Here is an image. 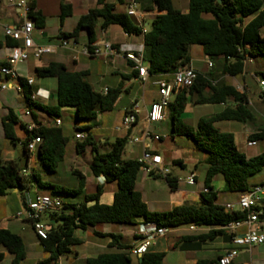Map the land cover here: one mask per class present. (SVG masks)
Returning a JSON list of instances; mask_svg holds the SVG:
<instances>
[{
  "label": "trees",
  "instance_id": "16d2710c",
  "mask_svg": "<svg viewBox=\"0 0 264 264\" xmlns=\"http://www.w3.org/2000/svg\"><path fill=\"white\" fill-rule=\"evenodd\" d=\"M144 12L158 10L164 12L154 17L151 28L144 33L135 19L126 13H117L113 4L105 0L98 1V8L82 16L76 29L69 34H62L68 39H79L82 31L87 33V45L92 48L97 41V26L101 28L120 26L129 36L144 37L143 60L148 65L150 77L172 76L179 68L191 65L190 49L201 46L205 56L215 66L214 74L208 76L197 74L194 85L189 91L177 94L170 104V121L172 137H186L192 140L196 148L207 154L206 163L209 166L205 186L209 190L203 198L205 204L183 205L168 212L157 213L148 210L141 194L136 190V183L141 172V165L137 160H124L127 138L117 139L110 151L101 153L94 142L91 130L86 139L76 145V151L81 154L90 146L93 157L90 170L94 177L104 178L105 184H118V191L114 195L111 205L102 204L100 198L104 186H98L92 195H87L78 204H64L61 211L51 214L48 222V238L41 240L46 253L50 256L36 264H57L58 259L71 252V248L80 244L75 236L77 230L88 231L103 224H135L142 218L146 223L155 224L159 229L174 230L190 226L208 228L204 236L191 239L214 241L226 234V227L234 222H241L247 218V212L225 213L222 206L215 204L217 192L212 184L216 176H222L224 191L243 193L252 186L251 179L264 169V152L249 158L241 153L235 142V136L229 132H220L214 125L219 122H237L253 124L255 116L249 106L248 96L239 92L235 86L225 81L214 79L220 76L239 77L245 73L247 60L264 58V0H188V13L177 10L172 0H137ZM31 7L30 19L36 28L43 29L46 17L37 9V0H29ZM72 15L70 6H62L60 19L64 22ZM15 47L16 43L10 39L0 40V50L4 46ZM6 66V63L0 65ZM138 73V71H137ZM220 74V76L217 75ZM38 78L56 79L57 106L42 108L51 116L59 117L61 108H74L77 119L94 121L98 115L113 111L122 93V84L109 89L106 94L96 92L87 81L86 72L70 73L60 63H51L49 67L36 69ZM264 79V72L260 73ZM25 98L31 107V90L21 80ZM191 96H196V105H227L220 113L210 118H202L196 127L185 125L182 116L187 108ZM18 117L12 109L2 120L5 139L16 144L15 125ZM36 136L41 137V144L37 151V159L41 167L50 173H56L59 165L64 161L68 138L61 129L37 130ZM251 139L264 142V129L253 134ZM25 155L27 140L23 142ZM0 146V197L10 191L24 190L30 181L37 183L40 189H52L55 194H68L75 197L80 195L85 187V177L79 172H73L79 179L76 190L43 183L40 175L33 174L23 177V165L17 161H3ZM177 164V162H175ZM177 179H167L172 189L177 187ZM90 203H92L90 205ZM264 218V216H263ZM96 235H100L95 232ZM112 238L111 247H117L124 252L104 253L96 258L86 260L85 264H133L129 248L118 242L119 237ZM0 246L13 255L11 264H22L27 257L26 246L21 236L9 230L0 229ZM130 250V249H129ZM165 253H146L140 264H164ZM0 254V262L3 260ZM197 264H219L218 260H200Z\"/></svg>",
  "mask_w": 264,
  "mask_h": 264
},
{
  "label": "crops",
  "instance_id": "0c3cea01",
  "mask_svg": "<svg viewBox=\"0 0 264 264\" xmlns=\"http://www.w3.org/2000/svg\"><path fill=\"white\" fill-rule=\"evenodd\" d=\"M14 1L15 0H0V40L3 42H5V40L7 39L4 34V28L6 26H19L23 21L19 12L13 6ZM98 1L99 0H37V9L41 11L42 14L46 17V25L45 28L43 29L36 28L35 31L33 32V38L35 43L39 46L57 45L62 34L72 33L76 29L78 20L82 16H85L91 10L98 8ZM105 1L106 3L113 4L115 6L117 13H126V8L132 0H105ZM172 1L177 10L181 11L184 14L188 13V0H172ZM62 6H70L72 9V15L69 18H67L64 22H61L60 19ZM160 14H164V12H160L156 9L153 10L152 12H144L143 20L146 31H148L151 28L150 23L152 25L154 17ZM135 21L137 23L136 19ZM96 32H97V41L95 42L94 47L101 51V54L99 56L88 57L82 53L83 49L88 45H87V36L85 37L86 41L82 43L83 36L81 32L79 35V39L77 41H75V39L72 38L70 39L71 42H76L77 46L75 49L60 47L56 50L55 53L45 55L40 60L30 58L28 62L22 65L21 64L18 65L16 67L18 80L9 81L8 89L6 90L1 89V84L3 81H5V78L0 74V140H4L8 142L5 139L3 125H2V120L7 116L8 110L12 109L16 114V116L18 117V123L15 125V134L18 139L16 144L5 142L4 146H1V142H0V146L2 150L1 158L3 161H17L24 166L23 170L29 171L30 173L29 176L33 174L40 175V178L42 180V176L39 172V168H41V166L37 159V152L34 156L28 153L27 155H25L26 157L25 160H22L21 157H18V153L16 151L17 145L18 144L23 145V142L26 140L27 137L26 125L32 120L42 123L46 129H61L65 137L68 138V145L70 144L71 136L74 137L76 140V143L73 147L76 155L74 156V159L79 160L80 154L76 151V145L78 144V142L82 143L83 141L77 140L76 135L78 133H83L87 137V132L86 131L84 132L83 130L80 129H75L76 130L75 135H68V130L66 129L63 120L64 117H66L69 114L71 115L73 112H75L76 114V110L74 108H61L59 110L60 116L55 117V116H51L47 111L41 109V107L55 108L57 106L56 79H50V78L41 79L38 78L36 74V69L49 67L51 63L63 64L66 67L67 71L70 73L86 72L88 74L87 81L91 84V86L96 92L101 94H105L104 92L106 89L107 90L114 89L120 86V84H122V93L113 109V110L120 109L122 111L123 113L121 119L122 123H123V119L125 118L127 110L132 108V106L135 103L139 104L140 113L137 116V125L135 126V128L132 131H126L122 128L120 129L121 131H119V133L123 135H119V137H116V140L119 138H127L128 140L124 154L127 152L128 149L127 147L131 145L129 144L130 137L133 134H136L144 130L147 124L146 112L150 108V106L159 99L157 82L163 79L170 80L172 79V76H158L152 78L149 77L148 81L144 83L139 77V73H137V70L135 69L134 62L130 60L131 55L136 56L143 54L144 37L129 36L123 31V29L120 26H116V25L110 26L106 29H102L101 23H99V25L97 26ZM106 43L111 44L113 48L111 53L106 52L104 47ZM11 54H12V48L5 45L0 50V65L6 63L9 57L11 56ZM190 57H191V52H190ZM144 65L146 68H148L147 64L144 63ZM190 66L197 72V74L201 73L202 75L206 76L207 75L206 73L210 72V71L203 72L199 70L195 66L192 57H191ZM247 66L248 64L246 65V68ZM210 70H212V68ZM31 77L34 78V84L32 86H28V88L31 90L32 94H36L38 96L37 100L33 103L36 104L35 107L29 106L21 85V80L23 81L24 84H27V80ZM218 81L220 80H214L213 83H218ZM261 93L262 92H260V99L262 97ZM176 96L174 97L173 101L175 100ZM196 99H197L196 96L190 97V101L194 105H196L195 104ZM231 104H232V100L228 99L227 105H231ZM227 105L225 104L216 105L219 106V108L217 110L215 109L211 113L210 117H213L216 114L220 113L224 108L227 107ZM251 105L252 102L249 99L250 108ZM200 106H209V105H200ZM29 107L32 110L33 117H28L25 115V112ZM187 108L184 114L186 113ZM184 114L182 117H184ZM100 116L101 114L98 115L97 119ZM57 118L61 120L60 126L55 125V120ZM182 120L185 125H188L190 127H195L194 124L189 125V123L186 122L184 118H182ZM166 121H170V111H169L168 119ZM154 125L151 126V132L154 135H158L152 131ZM240 125L242 126V124ZM243 125L245 126L247 124H243ZM244 126H242V129L240 131L238 130L239 133L237 134L232 132L229 133H232L235 136L236 146H237V138H240L241 141L246 145V148H253L247 146V140L253 134L251 136H248L244 132ZM87 128H91V127L88 126ZM260 129H264V127H258L257 133L260 132ZM94 131L95 129H92L91 133L94 142L98 146H103V145H109L110 147L112 146L113 143H111V141L107 137L104 138L98 137L94 134ZM159 136L161 137V141L152 142L151 147L155 151V153L159 154L163 158L164 164L170 169L171 174L167 179L187 178L191 174H196L197 178H196V184L193 186L187 185L185 183H178L177 187L175 189H172L168 184L167 179L163 178L162 176L148 174L141 170L142 173H145V175L141 178V181L145 184V189L143 190L138 189V181H139V176L141 174L140 172L136 183V190L141 194L142 200L147 205L148 210L151 212L163 213V212L171 211L172 209L176 207H181L183 205H197V206L204 205L205 202L203 198L206 196V194L204 193V189L206 188V186H205V181L203 184L201 183V176L198 171V165H195L194 169L187 176L182 175V173H175L166 163L162 155V153L164 152L162 146L163 137L162 135ZM184 138L186 137H172L170 134V141L173 144H176V142L178 143L179 140L184 141L183 140ZM257 141H258L257 146H259V144H262L264 146V142L259 140ZM135 145L138 146V149L139 146L141 147L140 153H138L137 155H136L137 146ZM135 145L134 148L132 149V153L134 154H131V156L128 159H124V160L138 161V159L141 157L142 144L139 143ZM263 152H264V148L256 156L262 154ZM66 154H67V148H66ZM244 154L247 157L252 158V156L247 155V153ZM92 157L93 155H91V160ZM206 159L207 156L206 157L203 156V158H201L199 162L206 163ZM91 160L89 163V167L91 164ZM175 162H177V165L180 167L181 172L186 169L187 165L183 157L174 159V163ZM73 172H79L85 177V187L83 191L80 193V197L77 200L75 199L71 200L69 202L70 204L81 203L84 201L85 196L92 195L95 193V192L88 193L89 180L92 181V186L96 188L95 190H97L98 186L101 185L104 186V192L102 193V196L100 198L102 204L110 205L111 203H113L114 195L118 191L117 183L106 185L104 178L102 177L96 178L94 176L88 180L87 175L81 172L78 166L74 167L72 173ZM148 177L149 179H154V180L158 179L164 181L166 183L167 188L158 189L157 187H151ZM213 181L211 185L215 190ZM43 183H47V182H43ZM252 184L253 185L264 184V181L253 182ZM52 186H58V185H52ZM76 186L77 187L73 190L78 189L79 179H78V184ZM41 190L42 189L38 187L36 182H34V186L29 185L26 189H24L21 195L18 194L19 191L15 190V194H17L20 199V207L17 208V210L11 215H8L4 217V219L0 220V229L9 230L12 233L21 236L22 239L24 240L27 257L25 261L22 262V264H24L29 259V257H31V260H33V262L36 264L42 260L47 259L50 256V254L47 253L48 254L47 258L40 259L38 255H35L36 248L29 254L26 241L23 235L19 232L24 231L27 228L31 229L34 237L30 241L34 244L32 247H36L38 244L42 246L41 240L36 236L30 223L18 221L14 219V216L19 211H21L23 206L28 201L34 200L37 195L50 196L47 192L42 193ZM48 190H52V189L48 188ZM235 194L237 195V198L235 199L231 198V195H235ZM105 196H107V198L105 199V201H103V198ZM50 197L59 198L57 196H50ZM71 198L73 197L71 196ZM238 198H239L238 193H230L225 191L223 193L217 192V200L215 201V204L223 206L224 204L227 203H235L237 202ZM0 199H4V201H8V202L10 201V203L12 201H16V199L12 197L10 193H8L4 197H0ZM3 204H4L3 200H0V210L3 207L2 206ZM91 204L92 203H90V205ZM48 215L49 218L46 221H44L45 223H48L50 220L51 214ZM148 225L149 223H146L142 218H139L137 219L136 223L132 225L103 224L98 226L97 228L88 231L77 230L75 236L81 241L80 244L73 246L71 248L70 253L61 256L58 259L57 264H85L86 260L90 258H96L104 253L124 252L123 250L118 249L117 247H111V243L113 240L109 236L111 235L118 236L119 237L118 242L123 246L131 249L141 241V237H142L141 231L143 228L147 227ZM15 226L17 227L15 228ZM208 231H209L208 228H201L198 231H190L189 227L169 230L165 236L159 237L155 240V242L150 247L149 252L165 253L166 257L164 259V264H197L198 261L200 260H208V261L218 260L219 263V260L222 258L225 252L229 250L237 249L238 256L234 260L233 264H264V245L253 247L251 249L236 248L231 242V236L228 231L226 232L225 235L218 237L214 241H209V240L204 241L203 239H196V240L191 239L194 237L204 236L208 233ZM245 231H246L245 228H241L238 230V233L241 234L244 233ZM95 232H97L100 235H96ZM129 249L125 252H129ZM254 250L257 251L256 254L254 253ZM44 253L46 252L44 251ZM0 254H3L4 256L0 264H3L4 262H8V264H11L14 258L13 255L10 254L2 246H0ZM68 255H71V258L67 257ZM132 261L133 264H140L141 258L133 257Z\"/></svg>",
  "mask_w": 264,
  "mask_h": 264
},
{
  "label": "built area",
  "instance_id": "2783aa9c",
  "mask_svg": "<svg viewBox=\"0 0 264 264\" xmlns=\"http://www.w3.org/2000/svg\"><path fill=\"white\" fill-rule=\"evenodd\" d=\"M14 8L19 12L22 23L19 26H6L4 28V34L6 38L14 41L16 46L12 48V54L6 62V66L0 68V74L5 78V81L1 84V89H8L9 81L18 80L16 67L20 64H24L29 61L30 58L40 60L43 56L55 53L58 48H72L75 49L76 42H71L70 39L63 36L60 37L57 45L51 46H39L35 43L33 38V32L36 29L34 22L30 19L31 7L29 0H15L13 3ZM264 11V5H263ZM126 14L137 20V24L146 33L144 26V12L142 11L137 0H132L127 8ZM105 50L108 53L112 52V46L110 43L105 44ZM82 53L88 57L99 56L101 51L94 46L90 48L85 47ZM130 60L135 64V69L139 73V77L145 83L150 77L148 69L144 65L143 54L131 55ZM253 63L252 60H247L246 64ZM208 68H213L214 64L210 60L207 63ZM197 78V72L191 66H184L179 68L170 80H160L157 82L159 99L154 102L146 112V126L144 130L133 134L130 137L131 144H142V154L138 159L141 165V170L158 176H162L167 179L171 171L164 164L163 158L155 153L151 147L152 142H160L161 137L154 135L151 132V126L157 123L164 122L169 116V106L172 103L174 97L182 91H189L195 83ZM34 84V78L27 80V85L32 86ZM216 83H213L215 85ZM261 88V100L264 102V79L259 80ZM241 92L239 89H237ZM108 90H105V94ZM243 93V92H241ZM245 94V93H244ZM38 96L36 94L31 95V102L34 103ZM140 113V107L138 103H135L132 108L127 110L125 118L123 119V129L126 131H132L137 125V116ZM25 115L33 117L32 110L29 107ZM55 125L60 126L61 120L57 118ZM44 127L42 123L35 120L30 121L26 125L27 133V151L30 155L34 156L38 150L42 140L41 137L36 136L37 130ZM76 139L84 141L86 139L85 134L78 133ZM150 141V142H149ZM258 145V141L248 138L247 146L255 147ZM21 175L27 177L30 175L28 170H22ZM196 174H191L187 178H178L177 183H185L193 186L196 184ZM207 188L204 189V193H208ZM64 203L60 198H53L46 195H37L34 200L28 201L21 211H19L14 219L18 221L28 222L31 224L36 236L40 240H47L48 238V223L42 220L43 215L59 212L63 209ZM223 209L225 213L233 212H247V218L241 222H234L229 224L225 229L230 233L231 242L236 248L251 249L264 245V184L254 185L248 191L240 193L237 202L224 204ZM202 227L190 226V231H198ZM245 228L244 233L239 234L238 230ZM169 230L163 228L159 229L155 224H149L141 231V241L129 250L132 257H143L149 252L150 247L159 237H163ZM238 256V250L233 249L225 252L222 258L219 260V264H233L234 260Z\"/></svg>",
  "mask_w": 264,
  "mask_h": 264
},
{
  "label": "rangeland",
  "instance_id": "374dc122",
  "mask_svg": "<svg viewBox=\"0 0 264 264\" xmlns=\"http://www.w3.org/2000/svg\"><path fill=\"white\" fill-rule=\"evenodd\" d=\"M151 26V23H150ZM82 43L86 41L87 33L86 31H82ZM191 57L194 61L195 66L203 71L208 72L206 73L208 76L210 73H215V66L210 70L208 68V61L209 59L205 56L203 49L201 46L195 45L191 47ZM22 65V64H21ZM264 72V58L260 57L255 59V63L248 64L245 74L239 77H228V76H220L219 73H217L218 76H220L218 79L214 80H222L227 83L232 84L237 89H239L241 92L247 94L249 96V99L252 102L251 108L253 109L255 113V122L254 124H247L244 126V132L251 136L252 134L257 133L258 127H264V102L260 99V92L261 88L259 85V80L261 79L260 73ZM219 106L216 105H209V106H200V105H194L190 100L188 101V108L186 113L184 114V118L186 122L189 123V125H197L200 119L202 118H209L211 116V113L216 109H218ZM69 114V113H68ZM122 116L123 113L120 109H116L110 112L101 113V116L94 120V121H87V120H81L77 119L75 112H73L71 115H67L64 117V125L66 129L68 130V135H75V129H80L85 132V129H88L87 127L90 126L92 129H95L94 134L98 137L104 138L107 137L111 143H114L116 141V137H119V135H123L119 133L121 131L120 129L123 128L122 123ZM242 126L235 122H219L214 125V127L220 131V132H232V133H239L242 129ZM172 130L171 121H165L161 123H157L153 126L152 131L155 134L162 135L163 137V149L164 152L162 153L166 163L169 165V167L175 172V173H182V175L187 176L195 167V165H198V171L201 176V183H204V179L207 175L208 171V165L205 162L200 163V159L207 156L206 153L199 151L196 148L195 143L192 140H187L184 138V141L179 140V142L176 144L171 143L170 141V134ZM1 146H4L5 142L4 140H0ZM8 143V142H6ZM76 143V140L74 137L71 136L70 144L67 146V154L65 161L60 164V166L57 169V173H50L45 168L41 167L39 168V172L42 176V181L47 182L52 185H58L60 187H65L69 189H75L78 184V177H76L72 170L74 167L78 166L80 168V171L83 172L85 175H87L88 180L93 177L89 163L91 160V155H93V152L90 148V146L87 147L86 151L84 153L80 154L79 160L74 159L75 151H74V145ZM131 144V142H129ZM137 146V145H135ZM237 147L240 152L247 153L249 156H256L259 152H261L264 148L262 144H259L257 147L253 148H246V145L241 141L240 138H237ZM127 152L124 154L123 159H128L132 153V149L134 148V145H130L127 147ZM111 147L109 145H103L99 146V150L101 153H106L110 151ZM141 147L137 146L136 155L140 153ZM16 151L18 153V157H21L22 160H25V153L23 145L18 144ZM134 152V151H133ZM186 161V169L181 172L180 167L174 163V159L176 158H182ZM145 175V173L140 174L139 181H138V189L143 190L145 189V184L141 181V178ZM150 186L151 187H157L158 189L167 188L166 183L162 180H154L149 179ZM264 181V169L261 173L254 176L251 179V182H261ZM29 185L34 186V181H30ZM213 185L215 187L216 192L223 193L224 192V180L221 176H217L214 181ZM149 187V186H148ZM96 188L92 186V181L89 180L88 183V193L96 192ZM23 190H20L18 192L19 195ZM42 193L47 192L50 196H57L61 198L65 204H68L71 200H77L80 195H77V197L71 198L68 194H55L52 192V190L48 189H42ZM12 197L16 199V201H4V204L2 205V209L0 210V220L4 219V217L11 215L14 213L17 208L20 207V199L17 194H15V191L9 192ZM109 196V195H107ZM105 196L103 198V201L107 198ZM231 198L235 199L237 198V195H231ZM13 203V204H12ZM112 204V203H111ZM110 204V205H111ZM49 218V215H43L42 220L46 221ZM17 226H15L16 228ZM20 228V227H19ZM18 228V229H19ZM15 230V229H13ZM17 231V230H15ZM26 241L29 254L35 249V255H38L40 259H44L48 257L47 253H44L43 248L41 245H37L36 247H32L34 244L31 241L33 239V233L31 229L27 228L24 231H20ZM256 250H254V253L256 254ZM67 257L71 258V255H68ZM66 262V260H65ZM3 264H8V262H4ZM24 264H35L33 260H31V257L24 263Z\"/></svg>",
  "mask_w": 264,
  "mask_h": 264
},
{
  "label": "water",
  "instance_id": "95a60500",
  "mask_svg": "<svg viewBox=\"0 0 264 264\" xmlns=\"http://www.w3.org/2000/svg\"><path fill=\"white\" fill-rule=\"evenodd\" d=\"M140 258H141V261H142V258H143V257H140Z\"/></svg>",
  "mask_w": 264,
  "mask_h": 264
}]
</instances>
